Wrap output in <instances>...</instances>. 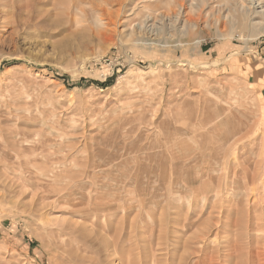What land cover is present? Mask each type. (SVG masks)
Masks as SVG:
<instances>
[{"label":"rangeland","instance_id":"rangeland-1","mask_svg":"<svg viewBox=\"0 0 264 264\" xmlns=\"http://www.w3.org/2000/svg\"><path fill=\"white\" fill-rule=\"evenodd\" d=\"M60 1L0 0V264H195L196 247L200 264H264V24L240 27L248 0L103 4L123 8L98 20L110 30L179 4L199 23L141 45Z\"/></svg>","mask_w":264,"mask_h":264},{"label":"bare ground","instance_id":"bare-ground-1","mask_svg":"<svg viewBox=\"0 0 264 264\" xmlns=\"http://www.w3.org/2000/svg\"><path fill=\"white\" fill-rule=\"evenodd\" d=\"M108 1L111 0H94L92 2H89L87 4L84 5V3H82V0H63L58 2V5L61 7V9H63V11L65 12V14L69 17L70 20L72 16L75 17H82L84 19V21L89 25L90 28H93V30L95 29L96 34L98 37H100L101 35H105V37H107V39H112L114 36L117 37L118 35V31L119 33H125L127 34L128 38L126 41L130 42L133 40L134 42V37L136 36V34H138V43H136L137 45H141L142 39H159L160 36H166L165 38L168 37H172L171 33L172 31H176L177 34H189L194 30L199 29V23H197V21H195L194 19H192V17L190 16L191 14H189V10H188V6L186 7L185 4H179V7L177 10H173V9H169L170 8V2L168 9L169 10H162L161 8H159L158 10H156L155 13H149V14H145L146 17L145 19H143L142 22H139L138 24H136L134 27L135 29H132L124 26L122 28H124L123 30H120V28H115L114 30H110V29H105L103 27H101V25H99V22H102L101 20H103L104 17H112L114 14L118 15L120 12H122L123 8L118 9V11H113L111 12L109 9L104 8L103 4L108 5ZM113 1V0H112ZM116 1V0H115ZM153 1V0H152ZM212 4V2H216L218 0H210ZM124 2V1H123ZM133 2V1H132ZM115 3V2H114ZM125 3V2H124ZM149 3V2H148ZM236 3V8H237V13L236 17L239 21H241V25L240 27L243 29H254V27L260 28L261 26H263L264 24V0H248V5L245 3L241 4L239 2H235ZM121 4V3H120ZM142 4V2H141ZM167 4V5H168ZM123 5V4H122ZM140 5V4H139ZM139 5L136 4L135 6L129 8L130 11V15H135L138 13V9H139ZM206 5V4H205ZM208 5V4H207ZM206 5V6H207ZM150 8V7H149ZM172 8V7H171ZM209 8V12L210 10V6L208 5ZM214 8V7H213ZM111 9V8H110ZM206 9V8H205ZM125 10V9H124ZM141 11V9L139 10ZM236 11V10H235ZM128 12V10H127ZM208 12V11H207ZM206 12V13H207ZM208 12V13H209ZM234 14V15H235ZM144 15V16H145ZM208 15V14H206ZM256 18H261L262 22H255ZM107 19V18H106ZM110 20V19H109ZM83 21V22H84ZM105 21V20H104ZM260 21V20H259ZM80 22V21H79ZM204 22V23H203ZM202 24L205 26L210 25L208 23L207 20L203 21ZM126 23V21H125ZM120 23L118 22L117 25H119ZM202 25V26H203ZM110 26V25H109ZM112 26V25H111ZM201 26V27H202ZM107 27V26H106ZM109 28V27H107ZM256 30V29H255ZM95 33V32H94ZM237 36V35H236ZM247 37V36H246ZM163 38V37H162ZM238 38V37H237ZM161 39V38H160ZM102 40V39H101ZM136 40V39H135ZM165 40V39H162ZM247 41H249V39H247ZM102 42V41H101ZM104 42V41H103ZM110 42V41H109ZM196 43V42H195ZM248 44V43H247ZM113 48V47H112ZM250 52V51H249ZM130 64L132 66H134V61L131 60ZM253 120V119H252ZM249 121V120H248ZM261 121V120H260ZM259 121V122H260ZM248 123V122H247ZM251 123V122H250ZM240 124V123H238ZM246 124V123H245ZM253 124V123H252ZM241 125V124H240ZM253 126V125H252ZM255 126V125H254ZM242 128V127H241ZM247 128V127H246ZM252 128V127H251ZM258 128V127H257ZM244 129V128H242ZM241 130V129H238ZM247 131V130H246ZM251 132V131H250ZM262 132V131H261ZM245 133V132H244ZM257 134V132H256ZM247 135V134H246ZM253 138V137H252ZM245 139V138H244ZM233 147V146H232ZM264 163V162H263ZM263 166V165H262ZM264 168V166H263ZM262 169V168H261ZM247 170V169H246ZM263 171V170H262ZM261 171V172H262ZM251 174V173H250ZM251 178V177H250ZM250 180V179H249ZM226 182V181H225ZM217 183V182H216ZM257 183V182H256ZM217 187V186H216ZM215 191V190H214ZM219 191V190H218ZM244 192V191H243ZM199 191L198 190H193L192 191V199L195 196H199L198 194ZM206 196V195H205ZM208 196V195H207ZM202 197V196H201ZM206 198V197H205ZM191 199V198H190ZM191 199V200H192ZM249 200V199H248ZM113 201V200H112ZM189 201V200H188ZM222 201V200H221ZM226 201V200H225ZM100 202V201H99ZM96 203V206L92 208V212L95 216H97L98 214H102L105 213L107 214L108 211H116L120 208V205H118L117 203H115L114 201L111 203H107L104 204V202L101 203ZM190 204L191 201L189 202ZM214 203V202H213ZM230 202L227 201V205H229ZM225 204V203H224ZM249 204V203H248ZM215 206V205H214ZM225 206V205H224ZM250 208V207H249ZM222 209V208H221ZM231 209V208H229ZM247 209V208H246ZM249 210V209H247ZM220 212V211H219ZM226 212V211H225ZM235 213V212H234ZM248 214V213H247ZM227 215V214H226ZM235 218V217H234ZM233 219V218H232ZM251 219V218H250ZM221 221V220H220ZM230 221V220H229ZM234 221V220H233ZM248 221V219H247ZM232 223V222H231ZM216 225V224H215ZM233 225V223H232ZM231 225V226H232ZM227 226V225H226ZM248 226V225H247ZM234 227V225H233ZM213 228V227H212ZM216 229V227L214 228ZM206 229L201 230L200 232H196V234L194 235V241L196 242L199 239H202V236L204 235L203 232ZM209 230H211L209 228ZM213 231V230H212ZM212 233V232H211ZM214 233V232H213ZM218 233V232H217ZM227 233V232H226ZM228 234V233H227ZM120 236L121 233L116 234V236ZM213 235V234H212ZM234 235V234H233ZM205 236V235H204ZM231 237V236H230ZM115 238V237H114ZM218 238V237H217ZM203 240V239H202ZM233 240V239H231ZM116 238L114 243L112 244L111 248L113 250L112 251V256L118 255V250L116 247ZM193 242V241H192ZM194 242V243H195ZM201 241H197L196 243H200ZM204 243V242H203ZM234 244V243H233ZM232 246V245H230ZM193 247V246H192ZM206 247V246H205ZM228 247V246H227ZM234 248V247H233ZM226 249V248H225ZM229 250V248H227ZM226 251V250H225ZM235 251V250H234ZM199 252L200 249L198 247H196L195 251H194V256L196 255V262L195 264H200L201 260L199 259ZM221 253V251H219ZM250 253V252H249ZM122 254V253H121ZM248 256L251 254H247ZM220 256V255H219ZM227 257V256H226ZM250 258V256H249ZM220 260V258H219ZM117 261H119V264H124L125 261L122 259V257L118 256L117 258H114L113 260H110V264H116ZM222 261V260H221ZM220 261V262H221ZM115 262V263H114ZM129 262V261H128ZM248 262V260H247ZM214 263V262H213ZM218 263V262H217ZM223 263V262H222ZM234 264V263H233Z\"/></svg>","mask_w":264,"mask_h":264}]
</instances>
